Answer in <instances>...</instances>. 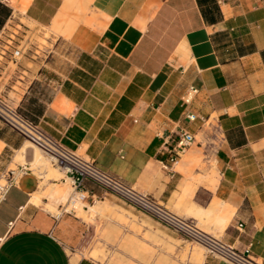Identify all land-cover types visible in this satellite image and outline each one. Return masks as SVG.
I'll return each mask as SVG.
<instances>
[{
	"label": "crops",
	"instance_id": "1",
	"mask_svg": "<svg viewBox=\"0 0 264 264\" xmlns=\"http://www.w3.org/2000/svg\"><path fill=\"white\" fill-rule=\"evenodd\" d=\"M2 2L11 15L0 40L23 17L60 32L54 49L72 53L71 64L58 66L48 51L35 66L11 72L12 48L0 46V91L9 103L67 147L166 203L181 194L185 203L203 188L192 186V174H199L193 162L212 147L218 175L202 174L201 181L222 206L196 208L217 226L224 214V239L249 247L264 264V0ZM190 86L198 92L185 104ZM189 112L199 118L189 120ZM181 129L201 139L171 175L163 163ZM24 142L0 120V175ZM39 186L33 172L20 174L2 203L0 264H99L71 253L81 239L79 220L30 202ZM83 191L88 199L102 194L91 183ZM203 264L231 263L206 257Z\"/></svg>",
	"mask_w": 264,
	"mask_h": 264
},
{
	"label": "rangeland",
	"instance_id": "2",
	"mask_svg": "<svg viewBox=\"0 0 264 264\" xmlns=\"http://www.w3.org/2000/svg\"><path fill=\"white\" fill-rule=\"evenodd\" d=\"M10 33L11 36H6V39L0 40V46L6 51L12 48V58H9L11 60L8 64L10 67L8 70L11 72L24 68V64L31 67L35 66L34 62L45 58L48 51H50L49 59L58 62V66L66 63L71 64L72 53L69 48L61 46L58 50L54 49L55 41L53 38H56L60 32L58 33L51 28L37 27L23 17L21 19L16 17L15 24H13ZM1 90L0 97L9 102L4 97L5 89L2 87ZM209 124H215L213 119L210 120ZM200 139V137H197V140ZM32 152V149L28 148L26 160H20L17 163L12 161L9 168L17 169L19 165L28 166V171L33 172L40 178L37 194H42L41 196L49 192L52 183L66 187L69 194L71 193L67 197L66 202L55 200L50 196H48L49 198L47 196L43 198L48 202L47 205L53 203L56 207L55 213L52 212L54 215L69 214L82 223L79 245L77 248L71 250V253L75 254L76 258H86L99 264H196L193 258V249L201 247L205 254L203 263L206 257L229 262L220 256H213L208 253L207 248L203 244L174 233L151 216L124 204L112 195L97 198L94 201L92 199H88L87 201L85 199L79 200L80 206H82L83 210L87 211L88 215L86 218L80 216L79 209L81 207L76 208L77 211L72 204H69V199L75 192L71 180L69 181L65 173L54 165L45 152L42 151V155L45 156L43 157L57 171V176H54L53 179H43L40 174V168H30L29 163L32 158ZM79 153L82 154L81 151ZM193 165L197 168L199 174H192V186L196 188L203 187L199 192H194L192 196L187 197L185 203L180 201L182 194L178 196L177 200H172L169 203L160 200L156 201L160 204H165L179 216L194 221L200 229L208 232V234L230 244L224 239L221 228L214 223V216L212 214L207 216L204 213H199L197 210V208L209 209L215 202L214 199L211 201L210 188L206 183L201 181L202 174L209 173V176L213 177L217 172L218 175L213 148L210 147L206 155L201 153L193 162ZM18 174L20 176L21 173L19 172ZM103 200L108 201V210L104 213L91 212L89 207L91 205H98ZM39 207L47 211L42 204ZM66 208L68 209L67 211H65ZM257 261L261 262V260Z\"/></svg>",
	"mask_w": 264,
	"mask_h": 264
},
{
	"label": "built area",
	"instance_id": "3",
	"mask_svg": "<svg viewBox=\"0 0 264 264\" xmlns=\"http://www.w3.org/2000/svg\"><path fill=\"white\" fill-rule=\"evenodd\" d=\"M197 92L198 89L195 86H190L183 97V102L189 104ZM187 118L194 121L199 116L189 112ZM0 120L21 134L25 140L34 142L36 146L45 152L51 162L71 180L75 192L70 197L69 204H72V201L84 199L87 201L88 196L83 189L87 183H91L102 191L100 196L92 197L93 201L97 198L112 195L124 204L151 216L174 233L203 244L207 248L208 253L213 256H220L232 264H263L252 256L249 247L240 250L208 234L200 229L194 221L179 216L165 204H160L148 193L138 190L122 177L104 170L94 159L67 147L61 141L48 134L38 124L24 116L17 107H14L2 97H0ZM177 135L178 138L174 145L168 148V160L163 163V169L171 175H174L176 172L175 166L197 139L194 133L186 129H181ZM27 171V166L20 165L17 169L9 168L0 175V207L12 187L16 185L18 173L24 174ZM67 210L66 208L65 211ZM239 226L242 227L243 224L240 223Z\"/></svg>",
	"mask_w": 264,
	"mask_h": 264
},
{
	"label": "bare ground",
	"instance_id": "4",
	"mask_svg": "<svg viewBox=\"0 0 264 264\" xmlns=\"http://www.w3.org/2000/svg\"><path fill=\"white\" fill-rule=\"evenodd\" d=\"M28 148H31L32 151H33L32 152L33 153L32 154V158H31V161L29 163L31 169H32V167L40 168L41 169L40 174H41L42 178L45 179V180L53 179L54 176H57L56 175L57 174L56 173L57 172L56 168L54 169L50 165V163L47 161V159L44 158L45 156L42 155L41 149L38 146H36L34 142L29 141V140L25 141L23 146L20 148V150H18L17 155L13 159V162L17 163L20 160H26ZM66 178L70 181V179L68 177H66ZM41 195L42 194H37V192H35L33 194L32 198L30 199V202L32 204H35L36 206L37 205L41 206V204H42L43 206H45V209H47L49 212H54L55 213V208L56 207L53 205V203L47 205V203H43L42 198L45 197V196H47V197L50 196L51 198H53L55 200H59V201L61 200V202L62 201L66 202L67 201V197H69L71 195V193L69 194V191H68V189L66 187L57 185V183H52V185H51V187L49 189V192L45 193L43 196H41ZM54 204H56V203H54ZM72 206H74L75 209L76 208H80V207L82 208V206H80V202L79 201H72ZM221 206H222L221 201L215 200V202H214V204L212 206V210H214V209L219 210L221 208ZM108 207H109L108 201L104 200V201H100V203L98 205H91L89 208H90L91 212H93V213H104L106 210H108ZM81 208L79 209V214H80V216H83V217L86 218L88 216L87 215V211L83 210V208L82 209ZM198 210H199V208H198ZM77 211H75V212H77ZM226 222H227V218L225 217L224 214H221V215H219L217 217V224H220L219 226L223 225ZM146 226H148V225H146ZM149 228H150V226H149ZM193 250L192 251L194 253L193 252L192 253H193L194 262L196 264H202L203 263V259L205 258L204 257L205 254L203 252V249L201 247H198L196 249L194 248Z\"/></svg>",
	"mask_w": 264,
	"mask_h": 264
},
{
	"label": "trees",
	"instance_id": "5",
	"mask_svg": "<svg viewBox=\"0 0 264 264\" xmlns=\"http://www.w3.org/2000/svg\"><path fill=\"white\" fill-rule=\"evenodd\" d=\"M11 15V9L5 5L2 0H0V30L3 28L4 24L6 23L7 19ZM19 110V109H18ZM20 111V110H19ZM24 116H26L28 119L36 123L32 118L27 116L25 113L20 111ZM38 124V123H36Z\"/></svg>",
	"mask_w": 264,
	"mask_h": 264
}]
</instances>
